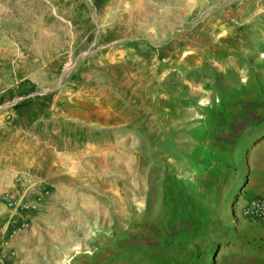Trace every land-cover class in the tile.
Wrapping results in <instances>:
<instances>
[{
  "label": "rangeland",
  "instance_id": "rangeland-1",
  "mask_svg": "<svg viewBox=\"0 0 264 264\" xmlns=\"http://www.w3.org/2000/svg\"><path fill=\"white\" fill-rule=\"evenodd\" d=\"M258 194L264 0H0L9 261L216 264L255 245Z\"/></svg>",
  "mask_w": 264,
  "mask_h": 264
},
{
  "label": "crops",
  "instance_id": "crops-1",
  "mask_svg": "<svg viewBox=\"0 0 264 264\" xmlns=\"http://www.w3.org/2000/svg\"><path fill=\"white\" fill-rule=\"evenodd\" d=\"M34 96H23L14 104L28 97L32 99ZM38 97L40 98V96ZM37 101L40 102L41 100L38 99ZM32 112H36L35 108L32 109ZM256 196L264 197V194H258ZM250 225L252 226L251 230L258 235L255 238V245L246 252H226L220 254L216 264H264V229L253 224Z\"/></svg>",
  "mask_w": 264,
  "mask_h": 264
},
{
  "label": "built area",
  "instance_id": "built-area-1",
  "mask_svg": "<svg viewBox=\"0 0 264 264\" xmlns=\"http://www.w3.org/2000/svg\"><path fill=\"white\" fill-rule=\"evenodd\" d=\"M234 213L240 219L264 229V197L254 196L245 198L241 203L235 204ZM1 246H6V242H3ZM11 255V253H5L1 249L0 264H15L9 261Z\"/></svg>",
  "mask_w": 264,
  "mask_h": 264
},
{
  "label": "trees",
  "instance_id": "trees-1",
  "mask_svg": "<svg viewBox=\"0 0 264 264\" xmlns=\"http://www.w3.org/2000/svg\"><path fill=\"white\" fill-rule=\"evenodd\" d=\"M38 99L41 101L38 102ZM49 100L50 98L47 96L40 98L38 96H34L32 99L28 97L14 104L12 109L16 115H30L33 108H35L37 113H41L48 108L50 102Z\"/></svg>",
  "mask_w": 264,
  "mask_h": 264
},
{
  "label": "bare ground",
  "instance_id": "bare-ground-1",
  "mask_svg": "<svg viewBox=\"0 0 264 264\" xmlns=\"http://www.w3.org/2000/svg\"><path fill=\"white\" fill-rule=\"evenodd\" d=\"M73 141V140H72ZM74 142V141H73Z\"/></svg>",
  "mask_w": 264,
  "mask_h": 264
}]
</instances>
